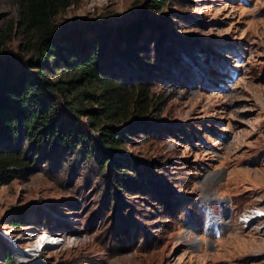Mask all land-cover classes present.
Segmentation results:
<instances>
[{"label": "rangeland", "instance_id": "obj_1", "mask_svg": "<svg viewBox=\"0 0 264 264\" xmlns=\"http://www.w3.org/2000/svg\"><path fill=\"white\" fill-rule=\"evenodd\" d=\"M150 4L69 0L53 18L74 39L107 28L99 70L130 92L142 86L154 103L109 128L122 137L109 156L127 162L119 192L94 159L47 142L34 155L19 137L30 163L0 187V264H264V217L255 216L264 210V0ZM138 20L146 26L125 49L116 25ZM36 38L19 23V0H0L2 58L37 59ZM209 59L236 76L209 66L223 86L203 87L207 77L196 74ZM185 66L195 68L180 80ZM55 67L47 59L48 78L59 77ZM74 114L97 140L103 131L92 130L91 115ZM206 212L219 237L199 225ZM43 242L55 243L36 246Z\"/></svg>", "mask_w": 264, "mask_h": 264}, {"label": "trees", "instance_id": "obj_2", "mask_svg": "<svg viewBox=\"0 0 264 264\" xmlns=\"http://www.w3.org/2000/svg\"><path fill=\"white\" fill-rule=\"evenodd\" d=\"M150 1L151 7L160 9L169 0ZM68 2L19 0V23L37 36V59L19 61L0 54V187L15 178L11 169L30 163L22 158L24 149L17 143L21 136L35 149L34 155L47 142L61 153L75 152L84 162L94 159L101 177L109 170L113 191L126 189L121 180L126 175V160L109 156L112 151L119 152L121 133L109 128L115 122L144 117L153 107V95L140 85L130 92L103 76L96 59L110 36L107 28L100 27L93 35L84 30V35L79 33L74 39L65 32L66 25L54 23L53 18ZM145 26L141 20L118 24L115 36L127 49ZM47 59L56 63L57 79L46 75ZM80 112L91 115L92 130L103 131L98 132L97 140L78 123L74 113ZM4 264H12L9 257Z\"/></svg>", "mask_w": 264, "mask_h": 264}, {"label": "clouds", "instance_id": "obj_3", "mask_svg": "<svg viewBox=\"0 0 264 264\" xmlns=\"http://www.w3.org/2000/svg\"><path fill=\"white\" fill-rule=\"evenodd\" d=\"M240 2L242 4H245L246 3V0H240ZM212 67L217 73H224L225 75H228L227 74V68L229 69V71H232V75H228L230 78H233L236 76V73L230 68L229 65H227L225 62L221 61V62H215V64L213 65V62L211 59L209 60H206L204 61V64H203V68H201V70L196 74L197 77H198V74H202V78H201V81L204 80L206 77H207V80L206 82H203L202 84H204L203 87L207 88L209 84L213 85L214 82H216L219 86H223L222 82L221 81H216V80H213L212 78L216 75H213L211 72H209V68L208 67ZM195 67H197L195 65ZM194 66H192V68L190 67H187L185 66V72H186V75L187 77H181L180 80H188V76L189 74H191L192 70L195 68ZM180 73L182 74L183 72L180 71ZM213 75V77H212ZM201 84V86H202ZM191 88L192 87H195V86H190ZM202 211H203V205H202ZM257 211H260L258 212L257 217L259 218H262L264 217V210H257ZM248 215V214H247ZM201 217V215L199 216ZM212 217H214L213 215H210L209 212H206V217L203 218L201 217V220H200V224L199 225H203L204 229L206 232L210 233L211 235H215L216 237H219L220 236V230L219 228L217 227V220L215 218V223H211L209 221V219H212ZM255 217L254 216H250L249 218H247L246 220V223H249L252 219H254ZM205 222V223H204ZM42 235H48L50 233L46 232V231H42L41 233ZM49 237H51L50 235H48ZM51 243H55V242H43L41 243L40 245H36L38 248L40 247H44L46 244H51Z\"/></svg>", "mask_w": 264, "mask_h": 264}]
</instances>
